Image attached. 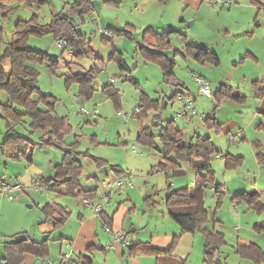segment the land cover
Here are the masks:
<instances>
[{
  "label": "rangeland",
  "instance_id": "374dc122",
  "mask_svg": "<svg viewBox=\"0 0 264 264\" xmlns=\"http://www.w3.org/2000/svg\"><path fill=\"white\" fill-rule=\"evenodd\" d=\"M67 1L73 0H50L49 2L39 5H27L23 0H16L15 4H13L14 9L9 17L3 16L0 10V25H3L4 40L8 41L11 39L15 24L19 19H30L38 15L40 22L46 23L50 20L53 13L63 8ZM94 1L97 4V11L86 15L84 20L80 17H76V21L79 24V28L87 34V38L83 42L89 43V41H92L93 47L105 57L104 64L110 61V55L108 56L110 50L108 45L110 44L106 42L101 35V29L105 28L107 24L102 22V20L100 22L99 15H97L98 12L106 21L112 19V22L118 18V22L120 21L123 25L133 19L137 21L139 31L140 27H146L140 25H143L142 23H146V21L151 19V9L156 6V8H158L157 15H161L163 11L162 7L154 5L151 0H119L121 1L120 4L109 3L106 2V0ZM181 1L182 0H173L171 2L169 10L165 12L166 18L172 16L171 19H173L174 16L179 19V17H182L180 6L181 10L184 6ZM233 1L234 4H237L235 0ZM215 8L220 11L227 10L221 9L219 6H215ZM191 21H193V18H186L184 21H181L183 24L182 26H189L192 32L196 31V34L194 35V33H192V35L197 37L199 33L203 31L204 25H200L199 22L196 25L191 24ZM112 23H114V21ZM136 37H138L139 40L142 39V30ZM55 39L56 38L52 34L44 36L31 35L28 44L33 49L48 53L52 58H60L59 69H57L56 73H53L49 69L48 61L37 63L36 68L39 72V86L41 90L57 98L55 104L57 111L65 115L69 113L68 117L73 125V132L67 135L66 140L69 144L76 140L79 141V151L81 153L78 155V159L83 167L80 178L81 187L87 189L95 186L97 183L96 177L109 171L111 164H119L126 169L127 167L129 168L135 189L144 190L148 187L151 191L153 184L157 185V178L152 177L158 172L155 165L159 161L160 154L157 150H149L138 140L142 127L150 124L154 112H149V117H145L143 120L133 116V112L139 105L143 92L147 93L151 98H153V96L157 98L165 92L167 93V98L161 102V108L158 111L161 115V124H165L168 120H175L177 126L184 130L185 143H189L190 138L196 134H200L202 137L211 135V139L219 152L223 154L228 151H239L243 153L245 157L244 162L235 168H227L226 159L224 157L221 158L219 156L220 153H216L213 156L212 165L214 176H210V181L214 187L220 182L221 189L227 190V193H213L211 188L206 186L204 189L206 192L204 199L210 214L212 215L214 211H216V221H212L210 225L215 224L217 230H223L225 233L227 242L226 245H224L227 256L226 264H256L252 259L238 253L237 249L242 246L240 245L242 243H256L264 252V214L249 209V205L245 200H233V196L238 193L236 191L242 192L244 191L242 189H250L251 191L261 189L264 196V164L260 163L258 159V152L264 153V130L262 127L257 128L259 120H254V114L247 109L245 110L246 117L244 120L238 117V115L233 116L236 112H233L235 109L233 105H231L232 103L224 105L223 109L220 111V119L225 123L237 117L238 120H243V123H239L233 131L236 132L239 127L242 129L246 128L249 141L244 140L245 142H242L243 139L238 141L237 135H233L234 133L229 135L223 130L217 131L215 128L208 127L204 120L198 115L194 117L192 122H188L186 117L182 119L177 118L176 115L182 110V105L173 94L176 90H182V88H180L179 85L176 86L166 83L163 80L161 65L145 60L144 56L137 50L134 53L131 52L126 59L131 68V71L128 73L129 77L127 73L120 75L119 67H117L119 70L117 71L118 74L115 75L111 69H114L117 65L110 61L112 65L108 72L105 70L97 74V92L89 99L79 97L77 84L71 83L67 85L65 81L66 76L60 75V73L66 72L64 69H67L66 60L71 59V56L68 51L63 52ZM185 44L186 40L183 34H173L170 37V49L167 51V54L172 57L174 51H182ZM137 46L138 44H136V48ZM91 53L93 58H89L90 67L98 61L95 60L96 54L94 52ZM186 60H190L189 62H192L196 68L188 66ZM186 60L182 56H178V65L176 67L178 73L183 75L181 77L187 87L191 91H194L195 95L199 92V86L194 80L195 76L200 75L207 80L210 79L214 83L213 86L219 87L217 78L223 75L227 77L230 73V69L228 68L229 64L225 63V61H223L219 67H208L211 71L209 74H204L197 69L199 65L195 60L192 58H186ZM74 61H77V59ZM111 77L117 79V84L115 86L120 89L119 102L108 97V95L102 91V87L110 82L109 80ZM136 82H138V84ZM227 83L228 82H225V84ZM183 87L186 89L185 85ZM242 87L247 88L249 86L243 83ZM200 98V107L199 105L197 106L199 115H202L204 118L213 116L211 111L216 105L215 97L212 95L206 97L202 96ZM81 99H83V101ZM107 99L108 101H105ZM6 100L7 93L5 91H0V101L5 102ZM165 102H167L166 105ZM96 106L99 113V115L97 114L95 116L96 118H91L89 114H80L82 107L94 111ZM118 111H122L123 115L119 116L117 114ZM126 117L129 120L128 122L126 121ZM185 122L189 124L186 125ZM18 130L20 133L26 134L31 140L40 142V135L42 133L39 131L30 132L28 118L26 122L18 125ZM10 135L6 119L0 118V177H4L9 182H13L19 178L18 181L22 184V188L13 193L14 200H10L6 194L0 191V256L4 255L5 241L15 239L20 233H28L32 239H43L48 236V234L52 238L59 237L58 233L60 230L56 229L51 233L49 232L53 228V220H47V214L43 208L48 202L52 200L62 202L63 197H65L64 200H67L69 205L74 207L72 209H76L79 200L78 198L69 196H58L56 192L49 191L38 182L41 175L47 177L53 175L56 163L62 161L64 153L59 148L55 146H40L39 144L33 146L29 143V145L34 148L31 155L33 161L30 162L23 156L19 161L13 157L14 149L23 146L26 148V146H28V141L23 140L26 142L23 143L21 140H6ZM233 136L234 138H231ZM230 138L234 141L233 146L229 144ZM157 142L160 144L159 139H157ZM258 143L260 146L257 145ZM133 145L140 151L145 152L146 155L132 152L131 148ZM13 146H15V148H13ZM101 159H108V163H100ZM140 159L145 161L144 165L139 162ZM189 172H187V174L173 176L170 179L173 182L170 190L181 187V185L186 183L185 181L191 179L192 172ZM207 172V170L204 171L205 174H208ZM254 176L259 178L258 185L255 184ZM125 185H127V181H125ZM167 187L168 185L164 182L162 184V189L158 186L156 190L158 192L152 197L155 200V206H157L160 211L161 209L165 210V214L168 216L167 218H170L168 220H172L168 214L165 202L169 192ZM147 195L151 194L145 193L143 194V198ZM143 202L146 203L145 200ZM107 205L109 204L107 203ZM140 206H143L142 203ZM159 215L162 218L163 213ZM76 216L77 212L75 211L74 217L76 218ZM128 221L129 220L126 221V227L129 225ZM73 223L74 222L70 218L68 222L69 227H71ZM186 235V238L189 237L190 240L187 239V241L182 243V246L185 249L184 251L186 254L184 257H187V264H204L203 236L199 232L188 233ZM191 238H193L195 242H193ZM180 239L181 238H178L177 244Z\"/></svg>",
  "mask_w": 264,
  "mask_h": 264
},
{
  "label": "trees",
  "instance_id": "16d2710c",
  "mask_svg": "<svg viewBox=\"0 0 264 264\" xmlns=\"http://www.w3.org/2000/svg\"><path fill=\"white\" fill-rule=\"evenodd\" d=\"M23 1L27 5H39L50 0ZM253 3L258 6L259 10H264V4H259L255 1ZM13 9V5L0 4V10L5 17H9ZM95 10L92 0H74L67 8L53 13L50 20L46 23H41L38 15L30 19H19L15 24L11 39L8 41L4 40L3 25H0V91L7 93V100L5 102L0 101V118L6 119L8 132L11 134L6 140L20 139L28 141L33 146L39 144L40 146H55L59 148L64 155L62 161L55 166L56 179L42 177L39 184L46 187L49 191L56 192L58 196L82 197L93 200L97 197V188L84 189L81 187L80 178L83 167L78 159V155L81 153L79 151V141L76 140L70 144L65 141V137L73 132V125L67 116H60L55 113L57 98L52 94L44 93L39 86V72L36 64L48 61L49 69L56 73L57 69H59L60 58H52L44 51L31 48L28 43L31 35L44 36L52 34L55 38L59 36L65 37L72 45L74 52H70L69 48H62L63 52L68 51L71 59L66 63L68 70L60 73V75L66 76L67 85L71 83L78 84L79 97L89 99L96 90L95 81L97 74L101 72V66L105 67L106 64L103 63L104 61L99 56H95V60L98 61L84 71L75 73L69 67L76 63L75 59H80L90 54V51L82 50L78 46L80 41L86 40L87 34L79 28L75 17H80L84 20L86 15L95 12ZM134 31L135 27L133 25H126L125 28L114 30V34L133 39L132 33ZM174 32L175 30H168L160 33L154 31L151 27L145 29L143 32L144 42L138 43L137 51L144 56L145 60L161 65L163 80L166 83L184 86V83L176 77L175 59L168 57L166 54L169 47L167 40ZM183 54L191 56L202 63L218 65L220 62L217 53L207 46L186 44ZM73 57L76 58L73 59ZM109 60L117 64L119 69L127 73V75L131 71L128 63L116 51L112 52ZM136 83L138 84V82ZM253 83L256 97L264 98V77L254 80ZM102 91L108 97L116 100V102L120 101V92L113 84H105ZM180 93H182V90H176L173 96L176 97ZM213 96L216 100L214 109H217L223 99L226 98L237 101L245 99V96L238 89L230 85H222L214 92ZM160 104L159 100H155L143 92L140 103L133 112V116L143 120V118L149 117V112L154 111L150 124L142 127L138 140L149 150H157L159 152L161 160L155 165L156 170L164 171L168 178L171 179L173 176L180 175L183 172V164H188L190 167L197 169H207L208 174H205V179L207 183L211 182L210 176H214V172L210 171L209 167L213 156L219 153L215 143L210 136L202 137L201 135H197L196 140L193 142L185 143V133L183 129L177 127L175 120H168L165 124H161V115L158 112L161 108ZM27 118L29 119L31 132L39 131L42 133L40 142L33 141L17 132L16 127L26 122ZM203 120L210 128H220V124L213 116L205 117ZM157 139H159L160 144ZM222 156L226 159L227 167H235L242 162V158L234 157L230 153ZM100 163L107 162L101 159ZM112 167L119 175H123L124 170L122 168L116 165ZM215 187V192L221 194L219 192L221 185L217 184ZM233 200H245L249 207L256 212L262 213L264 211V204L260 201V194L257 191H243L234 195ZM145 201H149V205L155 206L152 196H147ZM55 206L54 203L48 202L43 208L47 214V219L54 216ZM166 206L170 217L179 224L181 233L199 232L203 236L204 264H226L219 258L221 246L226 243L225 234L217 230L215 224L210 225L212 221H216V211H214V214H210L205 200L198 194L196 189L191 186H184L170 190L166 197ZM60 207L61 217L54 224L56 229L66 222L71 213L66 207L61 205ZM178 238H180V235L174 237L172 245L166 250L155 248L148 243H133L132 248L136 249L139 247L143 251L152 253L156 257V264H187V259L179 257L175 253ZM46 243L47 238L42 241L30 238L26 242L21 243H17L15 240H6V255L4 258L8 259L7 264H13L10 261L11 258L16 257L20 253H43ZM237 251L241 255L255 261L256 264L264 261V252L256 244H251L247 247L240 246ZM17 264H19L18 261Z\"/></svg>",
  "mask_w": 264,
  "mask_h": 264
},
{
  "label": "crops",
  "instance_id": "0c3cea01",
  "mask_svg": "<svg viewBox=\"0 0 264 264\" xmlns=\"http://www.w3.org/2000/svg\"><path fill=\"white\" fill-rule=\"evenodd\" d=\"M73 1H67L62 9L67 8L68 5ZM92 1L95 5L96 8L95 12H96L97 4L94 0ZM151 1L154 3V5H159L160 7L163 8L162 14L160 13L161 15H157L158 8H156L155 6V8L151 9L152 12L151 19L146 21V23H142L143 25H140L146 27H140L139 31H138L139 25L137 21H134L133 19L128 21L127 23H124L123 25L122 23H120V21L118 22L119 20L118 18L113 20L114 23H112L113 22V21L111 22L112 19L111 20L108 19L106 21L105 18L100 16L99 12L97 13V15H99L100 22L102 20V22L107 24L105 28H109L110 30L113 31V33L114 30L125 28L126 25H133L135 27V31L132 33L134 37L133 39H129L119 34L116 35L114 34L113 37H107L101 33L103 39L110 44L108 45V47H110L108 56L109 55L111 56L112 52L116 51L118 55L123 60L126 61L130 53L131 52L134 53L137 50L136 44L144 42L143 37L140 40L138 37H136V35H139L141 30H142V36L144 30L149 27H151L154 31L160 33L166 32L168 30H175V32L172 33L170 37L173 34H178V33L183 34L186 40V44L207 46L211 50L215 51L220 58V62L218 65H213L210 63H202L191 56H186L185 54H183L184 49H182V51L181 50L174 51V54L172 56L176 61V66L178 65V61H177L178 56L179 57L182 56L185 60L186 58L187 59L192 58L199 65L197 66V69L199 71L203 72L204 74H209L211 70L208 67H212V66L219 67L222 64V62L225 61V63L229 64L228 68L230 69V73L227 77L226 75H223L222 77H218L217 84H219V87H221L222 85L231 84L230 86L234 87L235 89H238L242 93V95L245 96V99L243 101H237L235 99H229V98L223 99V101L220 103L217 109L214 108L212 109V111L214 110V112L212 113L213 117H215L217 122L220 124L219 125L220 128L216 130L217 131L223 130L225 133L229 135L234 133L233 135H237L238 141L242 139H243L242 142H245L244 140L249 141L246 128L242 129L241 127H239V129L236 132L233 131L236 129V126L239 123H243V120L246 117L245 110L247 109L250 110L249 112L254 114L255 121L259 120L257 128L262 127L264 130V98L256 97L255 85L253 83L254 80L262 79L264 77V10H259L258 6L254 4L253 1L259 4H264V0H235L237 4H233L230 8H226L227 10H223V11L217 10L215 8V6H219V5H214V6L210 5L209 0H182L181 3L184 7L181 10V6L179 5L182 16L181 18L179 17V19H177L174 16L173 19H171L172 16L169 18L165 17V12L169 10V7L173 0H151ZM15 2L16 0H0V4L6 3L8 5H13L15 4ZM106 2L116 3V4L121 3V1L119 0H110V1L106 0ZM186 18L189 19L193 18L191 24L196 25L199 22L200 25H204V29H202L203 31L199 33V36L194 37L196 31L192 32L189 26H184V27L182 26L183 24L181 21H184ZM167 26H171V27H167ZM164 28H170V29H164ZM192 33H194V35H192ZM170 37L167 40L169 43V47L167 48V51L170 49ZM131 40H133L134 42ZM78 46L82 50L90 51V54L86 57L77 59L76 63H73L69 67L72 72L76 73L79 71H84L90 67L91 64L89 62V58H93L91 52H94L96 54L95 56H99L104 61L105 57L101 55L93 47L92 41H89V43L80 41L78 43ZM168 57L170 56L168 55ZM73 59L75 58L73 57ZM67 61L68 59L66 60V63ZM189 61L190 60H186V62H188L187 65L196 68V66ZM111 65H112L111 62L109 61V63H106L105 67L101 68V71L104 72L105 70H107L106 72H108ZM117 67L118 65L115 66L114 69H111V71H113L115 75L118 74L117 71H119ZM64 69L67 71L68 67L67 69L66 68ZM175 73H176V77L185 85L186 89H184L183 86H179L180 88H182V93L189 92L196 97L195 106L197 110V106L199 105L200 107V102H199L201 99L200 97H202L203 95H200L199 92L198 94L196 93L195 95L194 91H191L187 87L186 83L181 77L183 75L178 73L177 67L175 68ZM119 74L123 75L125 74V72L120 70ZM109 81L110 82H108L107 84L109 83L113 84V86L116 89H118L120 92L119 87L115 86L117 84V79L111 77ZM225 82L228 83L225 84ZM243 83H246L249 87L247 88L242 87ZM213 85L214 83L213 81H211L212 89L215 92L219 87H215ZM95 87H96L95 92H97L98 85H96V81H95ZM95 92L93 93V95L95 94ZM166 98H167V93L165 92H163L162 95H159V97L157 98L153 96V99L159 100L160 103L164 101ZM105 101H108V99ZM228 103L229 104L232 103L231 105H233V108L235 109L233 112L236 113L233 114V116L238 115V117L243 119L242 121L238 120V117L235 119H230L228 123H225L220 119V111L221 109H223L224 105ZM55 113L60 116L68 117L69 115V113L68 115L60 113L59 111L56 110V107H55ZM80 114L86 115L85 113H81V112ZM117 114L119 116L123 115L122 111L121 112L118 111ZM90 116L91 118H94L96 115H90ZM185 117L187 118L188 122H192L194 120V117H196V115L192 113H187L184 117H181V119ZM126 121L127 122L129 121L127 117H126ZM188 122L187 123L185 122V124L188 125L189 124ZM16 128L19 134L23 135L24 137H27L26 134L20 133V131L18 130V126ZM196 136L197 134L192 136L190 138V142L196 140ZM209 136L211 137V135ZM66 137H65V141L67 143ZM21 142L26 143L23 140H21ZM27 145L28 146H26V148L25 146L19 148L18 147L15 148V146H13V148H15L13 157L20 161V159L23 156L28 161L30 162L33 161L31 155L33 153L34 148L33 146H30L29 143ZM257 145L260 146L259 143ZM131 151L134 153H138L135 152L132 148ZM219 153H220L219 156L223 158L222 156L223 153L221 152ZM227 153H230L234 157L242 158V162L237 166H240L244 162L245 157L243 156V153L239 151L237 152L228 151ZM140 155H146V153L144 152V154H140ZM258 159L260 163L264 164L263 152L260 151L258 152ZM102 160H105L108 163V159H102ZM160 160L161 157L159 156V161ZM139 162L142 165L145 164V161L143 159H140ZM6 164L8 165L7 162ZM212 164H213V160L210 164L209 170L214 172ZM113 165H116L124 170L122 176L125 178V181H127V185L124 184V186L116 188L115 191L109 195L110 199L107 201L109 205L106 204L105 209L103 210L102 213L98 214L93 207L87 205L83 201L84 198L82 197H78L79 199L78 207L76 209H72L74 207H71V205H69L67 200H64L65 197H63L62 202L52 200L51 202L56 205L55 206L56 211L53 217L47 219V220H53V225H52L53 228L51 231H49L50 233L53 230H56L54 224L56 220L60 219L61 217L60 205L66 207L71 212L66 222L60 228L57 229L60 230V232L58 233L59 237L52 238L48 234V236L43 238V239L47 238V243L45 245L46 248L43 253L41 254H37L34 252H24L22 254L20 253L16 257H12L11 260L9 259L11 263L17 264L18 261L19 264H45L44 259L46 257L59 259L61 255V251H63V249L65 248L64 242L70 241L76 250V256L72 264H156L155 255L143 251L142 249H139V247L133 249L132 244L148 243L149 245L155 248L166 250L172 245L174 241V237L176 235H180L181 239L179 243L176 244L175 253L179 257L187 259V257H184L186 253L184 251L185 249L182 246V243L187 241V239L190 240L189 237L186 238L187 237L186 234L188 233L186 234L181 233V228L179 224H176L177 222H174L172 218H171L172 220H168L170 218H167L168 216H166L165 210L161 209L160 211V209L157 206L149 205V201L148 202L145 201L146 203L143 202L147 196H153L156 194V192H158L156 191L158 186L160 187V189H162V184L164 182H166V184L168 185L167 189L170 191L173 182L168 178V175L164 171L160 172L159 170H157L158 171L157 174L152 177V178H157L158 181L157 185L153 184V188L151 189V191L148 189V187H146V189L144 190L143 189L138 190L134 188L135 186L131 177L132 174L131 172H129L130 170L128 167L126 169L119 164H111V168L109 171L96 177V181H97L96 185L91 188H87V189L97 188V197H96L97 199L101 197V194H103V192H106V188L103 184V181L106 178L115 179L116 177L121 176L119 175V173H117L116 170L113 169L112 167ZM183 167L184 170L180 175L187 174V172L189 171L192 172L191 173L192 175H191V179L187 181L184 180L186 183L184 185H181V187L184 186L193 187L194 189L197 190L198 194H200L201 197H203V199L206 196V192L204 191L206 186L210 187L213 193H216L215 190H213L212 183L206 182L204 171L207 169L205 170L203 169L201 170L199 168L197 169L194 167H190L188 164H183ZM235 167H227V168H235ZM263 169H264V165H263ZM42 177L56 179V167L54 169L53 175H50L48 177L45 175H41V177L38 179V182L41 180ZM0 178H4V177H0ZM254 178H255L254 179L255 184L258 185L259 178H256V176H254ZM16 180L18 181L19 178ZM217 184L221 185L220 182H218ZM242 190L251 191L250 189L249 190L242 189ZM226 191L227 190L222 189V191L220 192L227 193ZM255 191H257L260 194V201L264 204V196L261 189ZM236 192L241 193L239 191ZM145 193L146 194L149 193L151 195H147L145 198H143V194ZM96 198L94 200H97ZM141 203L143 206H140ZM249 209L251 208L249 207ZM75 211L77 212L76 218L74 217ZM159 212L163 213L162 218L160 217ZM260 214H264V211ZM70 218L74 222L71 227H69L68 224ZM127 220H129L128 221L129 227L128 226L126 227ZM107 225L111 226V228L114 230H121L127 233L129 239L131 240V245L123 246L119 242H114L113 233L105 229V226ZM220 231L224 232L223 230ZM23 234L26 235V239L23 241H27L31 238L28 235V233H23ZM43 239L34 238V240L37 241H42ZM191 239L193 242H195L193 238ZM226 243L224 245H226ZM251 244H256V243H242L240 245L247 247ZM224 245L221 246V252L219 254V258L223 263H226L227 256L224 250ZM4 251H5L3 253L4 255L0 256L1 264L8 263V259L4 258L6 255V249ZM259 264H264V261H262Z\"/></svg>",
  "mask_w": 264,
  "mask_h": 264
},
{
  "label": "built area",
  "instance_id": "2783aa9c",
  "mask_svg": "<svg viewBox=\"0 0 264 264\" xmlns=\"http://www.w3.org/2000/svg\"><path fill=\"white\" fill-rule=\"evenodd\" d=\"M209 4L212 6L219 5L221 9H226V8H230L234 4V1L233 0H209ZM101 33L107 37L114 36L113 31L110 30L109 28H102ZM55 41L61 48H69L70 52H74L72 45L65 37L59 36L58 38L55 39ZM194 79L196 80L199 86L200 95H203V96L213 95V89H212V86L209 80H207L206 78H203L200 75L195 76ZM195 98L196 97L192 93H189V92L181 93L176 96V99L178 100V102L183 106L182 110L177 113L176 115L177 118L184 117L187 113L199 115L195 107ZM80 112L89 114V115H97L98 109H97V106L94 111L89 110L85 107H82ZM199 116L202 119L204 118L202 117V115H199ZM231 138H234V137H231ZM231 138L229 140V144L233 146L234 141ZM132 149L135 152L144 154V152L140 151L135 145L132 146ZM103 184L106 188V192H103V194H101V197H99L97 200H93L89 198L83 199V201L87 205L93 207L98 214H100L105 209L107 201L110 199L109 195L112 192H114L116 188L124 186L125 178L122 175L116 177L115 179L106 178L103 181ZM21 188H22V184L19 181L9 182L5 180L4 178H0V191L6 194L10 200H14L13 193ZM215 189L216 187L213 186V190ZM220 191H222V189H220L219 192ZM105 229L113 233L114 242H119L123 246H128L131 243V240L129 239L127 233L121 230H114L109 225L105 226ZM64 244H65V248L63 249V251H61L60 258L54 259V258L46 257L44 259L45 264H72L73 263L75 256H76V250L70 241H65Z\"/></svg>",
  "mask_w": 264,
  "mask_h": 264
},
{
  "label": "water",
  "instance_id": "95a60500",
  "mask_svg": "<svg viewBox=\"0 0 264 264\" xmlns=\"http://www.w3.org/2000/svg\"><path fill=\"white\" fill-rule=\"evenodd\" d=\"M166 104H167V102H165V105ZM25 239H26V235L22 233V234H19V235L16 236L15 241L19 243V242H21V241H23Z\"/></svg>",
  "mask_w": 264,
  "mask_h": 264
}]
</instances>
